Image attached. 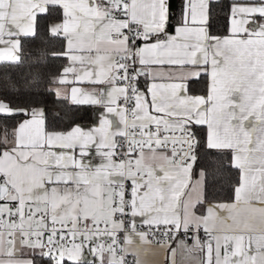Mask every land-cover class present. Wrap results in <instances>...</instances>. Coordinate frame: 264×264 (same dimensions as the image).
<instances>
[{
    "label": "snow or ice",
    "instance_id": "obj_1",
    "mask_svg": "<svg viewBox=\"0 0 264 264\" xmlns=\"http://www.w3.org/2000/svg\"><path fill=\"white\" fill-rule=\"evenodd\" d=\"M211 2L0 0V62L20 63L21 38L58 7L48 31L64 48L51 55L67 63L49 91L103 109L98 126L61 131L0 98V264H126L125 245L156 233L170 264L181 246L199 264H264V0H232L223 35ZM213 150L237 170L228 202L207 199ZM179 233L192 244L171 248Z\"/></svg>",
    "mask_w": 264,
    "mask_h": 264
},
{
    "label": "trees",
    "instance_id": "obj_2",
    "mask_svg": "<svg viewBox=\"0 0 264 264\" xmlns=\"http://www.w3.org/2000/svg\"><path fill=\"white\" fill-rule=\"evenodd\" d=\"M232 0H212L210 4V31L213 34H226L229 5ZM179 0H172L173 9ZM62 13L58 7H50L47 14L37 17L36 36L21 38V62H0V98L9 99L14 105L43 109L46 125L57 130H68L75 124L87 123L91 119V108L88 105H73L66 99L57 98L54 91H49L51 79L60 74L65 60L52 57L53 52L64 48L62 38L49 34V25L60 20ZM25 84L28 85L25 88ZM13 85L16 87L13 88ZM204 92L206 84L199 88ZM15 123L14 121L12 122ZM200 135L203 137L204 132ZM201 152V157L205 156ZM217 163L209 169L206 181V195L209 201H229L233 185L237 180V170L230 167V154H221L213 150ZM203 159L198 162L202 167ZM37 264L41 261L37 259Z\"/></svg>",
    "mask_w": 264,
    "mask_h": 264
},
{
    "label": "crops",
    "instance_id": "obj_3",
    "mask_svg": "<svg viewBox=\"0 0 264 264\" xmlns=\"http://www.w3.org/2000/svg\"><path fill=\"white\" fill-rule=\"evenodd\" d=\"M232 3V2H231ZM230 3V4H231ZM61 13H62V9ZM63 19V14L60 20L54 21L51 24L60 23ZM50 24V25H51ZM5 62V61H4ZM67 62H65L66 64ZM206 84V89L204 92L200 91V87L202 84ZM209 84V80L206 76H201L199 80H193L189 82V88L191 92L197 95L205 94L207 91V87ZM141 88L144 87V78L141 77ZM107 85H91L85 83L83 85V88L86 90H92V89H107ZM62 93L65 91L64 89H61ZM55 93V92H54ZM57 97V96H56ZM62 99V98H61ZM71 103L70 100H67ZM91 108V119L87 123H78L73 125L72 127L76 125L82 126L85 130H90L93 127H96L99 125L100 117L103 114V109H101L99 106H90ZM252 123H257L254 119L252 120ZM70 127L68 130H71ZM67 131V130H64ZM205 134V133H204ZM260 135V129L257 128L254 136ZM118 137H116L117 139ZM86 161H91V164L96 167L99 166V164L102 162L103 158L97 154L96 148L93 145L90 150L89 154L84 157ZM198 169H193V180L198 178ZM193 197H195L196 193H192ZM211 202H228V201H211ZM142 218L137 217L136 220L139 225V221ZM124 236V233L122 237ZM180 240H183L180 236H176V239L173 240L170 245L171 248H177V244ZM189 245L192 244V240L186 241ZM123 243V238H122ZM166 244L163 243H153L149 241L148 239L146 241H140L138 237L134 238L133 243L130 245H125V247L129 250L128 254L131 255L134 258V264H136L137 261H139V264H170L171 257L168 255L170 252V249L164 247ZM137 246H139L138 254L133 255V253H137ZM176 264H199V257L196 254H189L186 252L183 247L177 248V254H176Z\"/></svg>",
    "mask_w": 264,
    "mask_h": 264
},
{
    "label": "built area",
    "instance_id": "obj_4",
    "mask_svg": "<svg viewBox=\"0 0 264 264\" xmlns=\"http://www.w3.org/2000/svg\"><path fill=\"white\" fill-rule=\"evenodd\" d=\"M119 139H120V137L117 138V140H119ZM138 230H141V231H148V228H147L146 225H140V224H139V225H138ZM122 235H123V233L120 234V236H121V243H122V238H123ZM177 236H180L183 240L186 239V241L191 239L190 237L185 238L184 235H183V233H179V234H177ZM200 236H201L202 238H206L205 235H204V233H203V230H201V232H200ZM147 239H148L149 241L153 242V243H163V244H166V238H163V239H162V238L160 237V234H159V233H156L155 235H151V234H150V235L147 237ZM171 242H172V241H171ZM171 242H170V243H171ZM125 260H126V264H134V258H133L131 255H129V254L126 255Z\"/></svg>",
    "mask_w": 264,
    "mask_h": 264
}]
</instances>
